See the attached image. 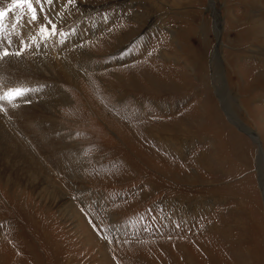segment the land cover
Wrapping results in <instances>:
<instances>
[{"label":"rangeland","instance_id":"obj_1","mask_svg":"<svg viewBox=\"0 0 264 264\" xmlns=\"http://www.w3.org/2000/svg\"><path fill=\"white\" fill-rule=\"evenodd\" d=\"M25 11L8 14L0 43L37 42L0 63V88L38 90L5 103L1 129L16 133L27 106H51L48 122L82 151V180L58 146L47 167L62 196L43 201L0 177V264H264V156L229 120L216 82L264 150V0H53L22 33L13 25ZM45 19L59 27L44 42ZM66 62L76 76H33ZM57 84L69 100L42 105Z\"/></svg>","mask_w":264,"mask_h":264},{"label":"bare ground","instance_id":"obj_2","mask_svg":"<svg viewBox=\"0 0 264 264\" xmlns=\"http://www.w3.org/2000/svg\"><path fill=\"white\" fill-rule=\"evenodd\" d=\"M54 9H56V8H54ZM54 11H56V10H54ZM50 13H51V11H50ZM219 15H220V13H219ZM13 16H15V15H13ZM220 18H221V16H220ZM58 23H60V22H58ZM32 24L33 23L28 22V18H24L22 24L20 25L21 29H23L22 33H25V31L28 29V27H31ZM57 27H59V26H57ZM220 28H221V26H220ZM217 34H218V32H217ZM58 37H60V36H58ZM16 38H18V36ZM60 39H61V37H60ZM59 42H60V40H59ZM49 44L51 45L52 43H49ZM220 45H221V41L218 45L216 44L215 49H216L217 53L214 52L213 58L215 57V58L220 59V56H221L220 53L222 52V51L218 52V47ZM56 51L58 52V50H56ZM84 52H85V50H84ZM71 60L67 61V62H71ZM56 62H58V61L56 60ZM67 62L65 64H62L61 66L55 64L53 66L54 68L50 67V69L49 68L43 69V68H37L36 67L35 72H33V76L35 78H41L42 81L44 80L45 82H57L58 83V82H60V80L61 81L67 80L73 76H76L75 65H73L71 67L69 64H67ZM18 64L22 65L23 63H18ZM19 67L20 66L17 65V63L13 64L11 62H8V64H7L8 70L14 69L15 72L20 70ZM23 67H25V66H23ZM20 71H22V70H20ZM55 71H57V75H56ZM31 72H29V73H31ZM222 73L224 75V69H223ZM22 76H25V75H22ZM34 77H32V78H34ZM223 81H225V79L221 75L219 76V78H217V81H216L217 87L219 89V92L222 95L221 98L223 99V101H221L220 99L219 100H220L221 104L225 103V105H221L222 109L227 114L229 120L239 130H242L244 133H246L248 136H250L251 139L255 143H257L258 154H259L258 159L263 158L262 156H264V150L262 148V142L259 139L257 133L254 130H252L250 127L245 125L242 121H239V120L237 121V120H235V118L232 117L233 114H232V112H230L231 110H229L230 106L227 105V102H226V96L228 94V90L225 89V87H223ZM55 90H56L57 94L55 93V96H54L53 93L55 92ZM50 96L51 97L54 96V99L50 98ZM46 97H47L46 101L43 100L41 102V104L44 102V105H52V104H50V100L53 102H57V101L63 102V101L69 100L67 93L65 91H63L62 88L58 84H57V88H56V86L51 85V90L47 91ZM33 108H34L33 106L32 107L27 106V112L24 111L22 113H19V112L17 113V115L19 117V124L17 126L16 133H14L12 130L7 132V131L1 129L2 126L0 125V177L6 178L11 183H20L22 185L28 186L29 188H30V186H32V188H34L35 190L38 189V192H39L38 195H39L40 199L43 201H47V199H50L51 197H53V200H54L56 197L62 196L64 194V192L61 189V187L58 186L51 179V176L49 175L50 171H49V168L47 167L48 166L47 164L52 160V158H51V155L49 156V153L47 154L48 147L52 146L54 148V147L58 146L59 148L57 149V152L59 155H57V153H55V154L58 157L60 156V160H62L63 162L66 160V156H69L70 158L72 157L73 161H72V165H70L69 171L73 172V173L75 171H77V173L72 174V176H73V178L78 179V180H80L82 178V175L80 174V166H82V164H83L82 151L79 148V146H74L69 141H67V135H65L63 133V131H62L63 129H62L60 124H59V127L56 126V128H55V126H54L55 119H53V118H56L57 115L55 114V112L51 106L49 107L51 110L46 109V111L43 112V115H42V113L39 114V113H35V112L32 114V112L35 111ZM46 115L53 117L52 118L54 120L53 125H52V122H48V116H46ZM51 117H49L50 120H51ZM52 138L54 139V141H53L54 144L51 143ZM50 154H51V152H50ZM257 162H258L257 163L258 167H260L259 161H257ZM65 165L63 167H65ZM73 184H75V186H76V185L80 184V181L79 182L73 181ZM260 185H261V187L264 186V182L261 181ZM262 190H263V194H264V188H262ZM68 212H70V210H68Z\"/></svg>","mask_w":264,"mask_h":264},{"label":"snow or ice","instance_id":"obj_3","mask_svg":"<svg viewBox=\"0 0 264 264\" xmlns=\"http://www.w3.org/2000/svg\"><path fill=\"white\" fill-rule=\"evenodd\" d=\"M75 0H68L69 4H73ZM2 3V0H0ZM53 3V0H11L10 6L8 8L0 9V31L3 30V22L10 12H14L18 9L26 11L21 16L20 21H16L13 25L15 28L19 25L27 16L29 23H36L40 16L38 15V10L40 14L44 12V5ZM51 26V27H49ZM41 41H46L52 36L58 34V28L51 19H45L43 23L40 24L38 29ZM36 37L33 35L28 38V42L20 40L17 50L10 51L11 41H8L9 47H5L3 43H0V63L5 60H9L12 57H21L23 54L32 48L36 44ZM38 89H33L28 87L26 84H17L13 87H9L6 90L0 88V113L5 111V103L15 107L18 103H29L28 97Z\"/></svg>","mask_w":264,"mask_h":264},{"label":"water","instance_id":"obj_4","mask_svg":"<svg viewBox=\"0 0 264 264\" xmlns=\"http://www.w3.org/2000/svg\"><path fill=\"white\" fill-rule=\"evenodd\" d=\"M221 38V28L219 27V30H218V34L216 35V44L218 45L220 43V39ZM218 89V88H217ZM219 90V89H218ZM220 93V92H219ZM218 93V98L223 101V99L221 98V93L219 94ZM242 131V130H241ZM260 146V145H259ZM260 148V147H259ZM261 151V150H260Z\"/></svg>","mask_w":264,"mask_h":264}]
</instances>
